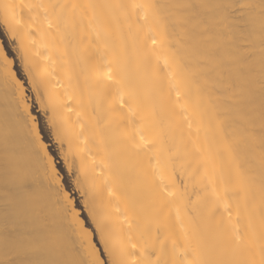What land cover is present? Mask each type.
<instances>
[{"label":"bare ground","instance_id":"obj_1","mask_svg":"<svg viewBox=\"0 0 264 264\" xmlns=\"http://www.w3.org/2000/svg\"><path fill=\"white\" fill-rule=\"evenodd\" d=\"M0 19L110 264H261L264 0H0ZM1 46L0 264H104Z\"/></svg>","mask_w":264,"mask_h":264},{"label":"rangeland","instance_id":"obj_2","mask_svg":"<svg viewBox=\"0 0 264 264\" xmlns=\"http://www.w3.org/2000/svg\"><path fill=\"white\" fill-rule=\"evenodd\" d=\"M241 9H244V7L240 5L235 7V9H233L234 12L232 11V14H234L232 16L238 17L240 15L238 18H241L243 15V13L241 14L239 12V10ZM0 41L2 45L1 47H3L2 49H4L5 55L12 62L13 72L16 74L20 83L21 82L23 83V87L25 89V94H26L25 98L29 99L26 100L28 104H30V114H32V116L37 119L35 120V123L38 124L37 126L39 128V134L41 137H43L42 138L43 142L46 143L45 144L47 146L46 149L49 151L48 154L49 155L51 154L50 157H52V159L54 158L53 159L54 166H56L55 168H57V172L59 171L60 173V174L58 173L59 174L58 176L59 177L62 176L60 177L61 178L60 180L62 182L60 183V188L62 189L63 187L64 190L66 189L65 191L68 192L67 194H69L70 198L73 199L71 200L72 207L75 209L76 212L77 210L78 213L80 212L78 215L80 220H83L86 228L88 227L87 230H90L92 232V236H93L92 240L99 249V253L103 259V263L110 264V260L106 256L105 251L103 250V247L100 243L98 233L94 228V225L91 221L88 212H86L87 211L85 204L86 197L84 194H82L83 190L81 189V186L79 184L80 181H79L78 171H76L73 166H69V163L67 162L66 156L64 154L65 146L62 143H60L58 140L55 141L56 137L53 133L51 126L49 125L50 124L49 123L50 119H48L50 116L49 111L46 107L41 108V106H39L41 102L38 101V97L36 96L37 94L35 90H32L33 87L31 86L29 78L27 77V73L25 72L23 66L24 63L22 62V60H20L21 59V55L19 53L20 48H18L19 46L17 44V40L15 39V37H12L10 36V34H8L5 25H3L1 19H0ZM29 101L31 103H29Z\"/></svg>","mask_w":264,"mask_h":264},{"label":"snow or ice","instance_id":"obj_3","mask_svg":"<svg viewBox=\"0 0 264 264\" xmlns=\"http://www.w3.org/2000/svg\"><path fill=\"white\" fill-rule=\"evenodd\" d=\"M153 43L155 44L156 41L153 40ZM143 141H144V137H143V135H141V142H143ZM235 243L236 244L243 243V237L238 234L237 237H236ZM261 264H264V259H262Z\"/></svg>","mask_w":264,"mask_h":264}]
</instances>
